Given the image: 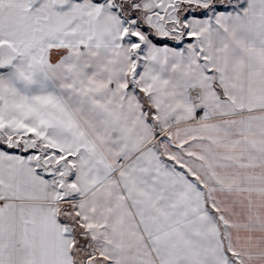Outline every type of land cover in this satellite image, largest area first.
Wrapping results in <instances>:
<instances>
[{
  "label": "snow or ice",
  "instance_id": "snow-or-ice-1",
  "mask_svg": "<svg viewBox=\"0 0 264 264\" xmlns=\"http://www.w3.org/2000/svg\"><path fill=\"white\" fill-rule=\"evenodd\" d=\"M0 264H264V0H0Z\"/></svg>",
  "mask_w": 264,
  "mask_h": 264
},
{
  "label": "trees",
  "instance_id": "trees-1",
  "mask_svg": "<svg viewBox=\"0 0 264 264\" xmlns=\"http://www.w3.org/2000/svg\"><path fill=\"white\" fill-rule=\"evenodd\" d=\"M10 151H16V150H10Z\"/></svg>",
  "mask_w": 264,
  "mask_h": 264
}]
</instances>
